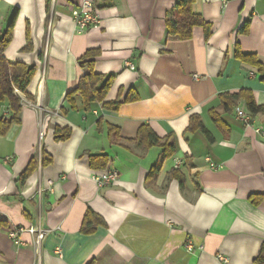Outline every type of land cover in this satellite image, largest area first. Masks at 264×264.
Listing matches in <instances>:
<instances>
[{
    "label": "crops",
    "instance_id": "crops-1",
    "mask_svg": "<svg viewBox=\"0 0 264 264\" xmlns=\"http://www.w3.org/2000/svg\"><path fill=\"white\" fill-rule=\"evenodd\" d=\"M93 1L101 22L80 32L73 0H0V35L16 15L5 56L36 69L20 94V121L0 135V264H255L264 244V113L251 114L241 99L246 125L236 107L222 110L221 95L248 89L264 104V69L237 56L264 63V0H195L211 32L195 26L185 40L168 33L180 0ZM90 50L95 71L114 76L106 100H120L117 110L67 99ZM213 109L223 111L220 122ZM12 116L1 102L0 118ZM192 116L204 129L187 131ZM144 124L175 135V154L138 145ZM57 127L70 137L57 140ZM93 154H107L108 166L93 168ZM33 158L34 171L19 181ZM104 170L119 182L100 185ZM88 208L106 221L91 234L82 232ZM15 228H23L19 242Z\"/></svg>",
    "mask_w": 264,
    "mask_h": 264
},
{
    "label": "trees",
    "instance_id": "trees-1",
    "mask_svg": "<svg viewBox=\"0 0 264 264\" xmlns=\"http://www.w3.org/2000/svg\"><path fill=\"white\" fill-rule=\"evenodd\" d=\"M195 0H180L174 9V16L168 20V33L170 36L185 40L192 37L193 28L195 26H203L206 36L210 35L211 26L203 17L193 11V3ZM51 3V0H49ZM16 15L10 21L7 29L0 35V103L6 100L9 101L13 116L10 119L0 118V135L7 134L10 126L14 122L20 121L22 112V98L16 93V89L21 93L27 92L36 69L28 64L19 61H10L5 56V50L13 38V30ZM249 21L243 27L244 32H248ZM28 43L25 50L32 49V40L30 29L27 30ZM95 52L90 50L85 56L80 59V66L85 70L84 75L80 78L79 85L75 90L67 94L68 101L73 107H76L77 100L85 104L87 110H92L98 103H103V106L110 110H117L121 105L120 100L107 101L109 89L113 84V75H106L95 71ZM237 56L245 63L256 65L260 69H264V63L257 57L256 54L243 53L237 50ZM134 96H128L127 101L133 100ZM243 99L246 102L247 111L251 114L264 113V104L258 105L254 99L252 92L248 89H242L238 93H224L221 95L222 110L225 112L232 111L238 102ZM218 109L211 111V116L215 122L221 121L222 112ZM204 129V124L201 117L192 116L190 125L187 131H196ZM71 135L70 128L56 129V139L66 140ZM138 145L149 148L154 145H160L164 149L163 158H167L175 154L177 143L175 135L168 134L166 137H160L149 125L144 124L140 127L138 135L135 139ZM91 166L95 169H104L108 166L109 156L107 154H93L90 156ZM51 162V158L44 157L43 165ZM36 167L35 159L33 158L19 177V181H25ZM172 176L180 180L183 179V174L179 169L172 171ZM105 226L106 221L98 215L93 209L88 208L86 211L82 232L91 234L98 226ZM255 264H264V244L259 255L254 258ZM89 264H94V261Z\"/></svg>",
    "mask_w": 264,
    "mask_h": 264
},
{
    "label": "built area",
    "instance_id": "built-area-1",
    "mask_svg": "<svg viewBox=\"0 0 264 264\" xmlns=\"http://www.w3.org/2000/svg\"><path fill=\"white\" fill-rule=\"evenodd\" d=\"M57 0H51L52 6H54ZM224 5L226 6L227 0H223ZM98 9L94 5L93 0H73V8H72V17L74 23L80 32H83L89 29L92 26H98L100 24V17L98 14ZM17 94H21V91L16 89ZM39 109L40 106L36 105ZM236 115L239 119H241L246 125H251V117L244 111L241 107H236L235 109ZM257 132H260V129H257ZM44 136V132H40V137ZM10 159V158H9ZM95 179L99 182L100 185H115L119 182V174L117 171L104 170L95 175ZM23 230V228H15L10 231V237L19 242V233ZM34 231V230H33ZM37 233L36 244H40L42 239L45 236V231L39 227L35 230ZM187 249L192 250L193 245L191 243L187 244ZM219 259L228 262L229 259L224 257L223 255H218Z\"/></svg>",
    "mask_w": 264,
    "mask_h": 264
}]
</instances>
